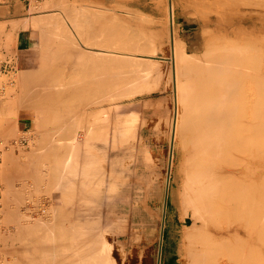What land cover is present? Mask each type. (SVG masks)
I'll list each match as a JSON object with an SVG mask.
<instances>
[{
    "label": "rangeland",
    "instance_id": "rangeland-1",
    "mask_svg": "<svg viewBox=\"0 0 264 264\" xmlns=\"http://www.w3.org/2000/svg\"><path fill=\"white\" fill-rule=\"evenodd\" d=\"M170 1H172V0H110V1L103 3V4H94L91 2H85V1H80V0H43V1L34 0L31 3V6L28 7V9H26V14H28V18L25 19L24 23L22 24L23 34L27 35L26 39L29 43L27 42L28 44L26 43L25 45L22 44L20 47H18V51H16V47H15L16 46V39L14 38L12 31L9 33H6L5 37L3 39L2 38L0 39V42H1L0 43V63L2 61H4V59H6L4 61L5 65L0 66V125H1L0 126V162H1V164H0V182L2 183V189H1L2 199L0 201L3 204V205L2 204L0 205V212H1L0 213V218H1L0 219V242H1L2 247H3V255L5 257V264H7V263H9V264H14V263L24 264V262L26 261L24 259V257L25 258H27V257L31 258L32 257V259H33L34 257L39 258L41 256V258L43 257V259L46 257L50 260L52 258L51 257L52 255L50 254L51 251L49 250L50 245H52V239H50V238H52L53 230H54V228L52 226H56V224L58 223L56 227H58V228L60 227L61 229H62V227L64 228V230H62L63 234L61 233L60 228L58 231H59V233L64 235V239L66 240L65 242L62 240H61L62 243L58 242L60 240L59 238L63 237L62 235H61L62 237H60L59 234H58L59 236H57L58 231L56 229H58V228L55 229L56 231H55V233H54L55 235L53 237L54 238L53 240H55L57 242V243H55L56 246H59L58 248H61L60 245L61 246L67 245L64 243H66L70 237V236L67 237V234L69 233L68 228L70 227V223H67V221L77 224L76 222L79 219L81 222H84V223H83V225L80 226V228H82L81 230L79 228V225L82 223H80L78 221V226L74 225L75 227L77 226V228L79 229L78 232H81V231L82 232L83 231L89 232V229L91 230L92 228H94L96 231V236H98V231H99V235H103L102 236L103 238L101 236H100V238H102L104 243L107 242V243H105V245L108 247L107 251H109L111 258L113 257L112 258L114 261L113 264L114 263L115 264H156L158 244H159V241L161 240V238L159 237L161 235V230L163 227H164V229H166V227H169V224L171 223V217H173V216L176 217L174 222L176 224V230H177L175 244H176V246H177L176 248L178 250V258H179L178 264H186V263L189 264L190 263V259L188 260V258L186 256L187 254L185 253V252H187V246L185 247V244L187 242L185 241L184 238H181L182 232H185L183 230V228L186 230L188 227L186 224L181 222L182 221L181 219H179L181 217V215H180L181 212L179 211L180 210L179 209L180 204H181L180 203V199H181L180 196H181V192L183 189L182 187H183V183H184V180H183L184 179V172L182 169V167H183V150L181 148L180 134H179L180 133V131H179L180 125H181L180 119H182L181 117H183V115H184V111H183L184 109H182V108H184V106H183V98L180 99L182 97V95L180 93H181V89H182L184 83H186L187 80H184L185 77L182 76L181 73L179 74L178 70L176 68H174L175 63L173 60L175 59L174 58L175 54L174 53L172 54V52H173L172 50L174 47V45H173L174 42L172 43V41L174 40L175 43L177 42L175 44V47H176V45L177 44L179 45V42L182 40V44L184 43L183 44L184 50L187 52V55H188V52L190 54L193 52H196L197 54H198V52H201L199 54H202V49L203 50L207 49L209 47L207 45H209L211 43V41H208V43L209 42L210 43L206 45L205 43H207V40L212 39L211 37L213 34L219 37V35L221 34L220 33L221 30L214 28V26H212V25H209V27L208 26L202 27L205 30H203L202 28H200L198 26V21L201 20L200 18L203 17V13H205V12L203 10H201V8L198 9L200 6L194 4V2L192 0H190V1L189 0H179L180 4H178L179 6H177V10L175 9L176 11L175 10L173 11V20L174 21L172 24L173 27H171V25L168 22V15H167V5H168V2H170ZM262 3H264V2L262 1ZM165 6H166V8H165ZM194 7H197V10ZM192 9H195V10L193 11ZM197 11L199 14L197 13ZM200 11H201V13H200ZM202 11H203V13H202ZM51 14H53L52 15L53 17H51L52 19L51 18L49 19ZM210 15H211L210 16L211 18H214L213 17L214 14H210ZM42 16H44V17L49 16L48 17L49 21L51 22L53 20V22L52 23L48 22V24L49 23L50 24L49 25L47 24L49 26L47 29H46V27H43L44 29H42L40 27H38V28L36 27L37 28L36 29L31 20L33 18H40ZM84 16L86 18H88L87 16H89L88 20ZM54 17L55 18L58 17V18L55 19ZM82 17H84V18H82ZM90 17H91V19H90ZM95 17H97V19ZM81 18H82V20H81ZM113 18H114V20H112V22H114V24L116 22V25H118V23H120V26L122 24L123 25L120 28L121 30L119 29V33H116L113 30L114 34L112 36L115 37L117 34L118 35L121 34V38H120V36H117V37L119 39H125V40L127 38L128 42L126 41L127 43H125V40H124V43H125L124 44L122 40H120L121 42H119V39L118 38L116 39V37H115L114 39H116L118 41V42H116L117 43L116 46H118V45L119 46L116 47L115 44L111 45L112 42L108 41V43H110L108 46V48H109L108 49L107 45H105V44L107 43V40H112L111 38H113V37H111V34H112V31H111L112 27L111 26L113 25V23L108 24V21H109V23H111L110 21ZM85 19H86L87 23H86V21H84ZM55 20H56V22H55ZM100 20L102 23L100 22ZM104 20H106V21H104ZM80 21L82 23L84 21V23H86V24H84L85 26L88 25V22L92 23V24L94 22L93 25H95V26L89 24L88 26H86L87 29H84L85 26L82 27L80 25L81 24ZM97 21H99V22H97ZM77 22H79V23H77ZM53 23L55 25H57V23H58L57 26L60 25L59 26L60 30H64L63 28H66L65 29L66 33L68 31V33L69 32L71 33L70 34L71 37H72V35L74 36L73 37L74 44L76 45V43H77L78 45L81 46V47L78 46L79 47L78 52L88 51V53H84L85 55L87 54L86 56H90L92 54V52H91V54H89L90 50L96 51V52L98 51V52H101L103 54V53H110V52L114 53L116 48H121L122 51H120V49L119 50L116 49V51L119 52L120 57L122 55L125 57V58L123 57L124 60L122 61V63L118 62L119 65H118V63H115V67L114 66H112V68L109 67L110 68L109 70H112V72H115V71H120L119 69H121V71H123L122 74L123 73L131 74L133 71L138 69L137 74L140 75L142 73V75H140V76L137 75L139 77V79L134 78V80H133L131 78L133 81H135L136 85L134 86L133 81H132L133 84L125 83V84H127L126 86L129 90L128 89L126 90L124 88H122L123 90L120 88L113 90L110 88V86H108V89L106 90V87H104L106 85H104V86H102L103 91L102 90L100 91L101 87H97V89L95 87L94 89L96 92L93 91L94 89H91V88L87 89L86 87H84V89L87 90L86 93L88 92V94H86V93L85 94H86V99L89 102L87 101V103H83L82 104L83 106L80 108V110H78V112H77V110L74 109L72 111V113L71 112L68 113L65 111V110L69 111L68 109H66L67 107H63V108H59V109L60 110L63 109L64 111H62V110L61 111L64 113H68V115L61 113V111H60V113H61L60 114L57 111L58 109H55L53 111H50V114L52 117L49 116V112H48V116L47 115L40 116V114H42V113L38 114L37 111L32 110V107H28V102L26 103V101L24 99H23L24 102H22L21 101L22 99H19V98H23V96H24L23 95V88H24V85L26 83L24 84L22 82L23 81L22 80L21 81L23 83V85H22L21 82L18 81V79L19 78L25 79L26 77L31 78L28 75L30 72L29 73L25 72L26 68H27V71H32V69L34 68L33 70L35 72L36 71L35 69L38 70V68H41L43 63L46 61L44 59L48 55H45V53H43L44 49L46 50V48L43 49V48H41L43 46L39 47V45H42L41 43L46 44L47 42L44 40V38H46V40H47V38L49 36L54 35V34H51V32L54 29ZM60 23L61 24L63 23L62 25H64V27H61ZM260 23L261 22L257 21L256 26H259V25L261 26ZM97 24H99V25H97ZM103 24H104V26H102ZM107 24H108V26H107ZM124 24H126V25H124ZM109 25H111V26L109 27ZM79 26H80V28H79ZM100 26H102L101 30L106 29V28L109 29L108 31L110 32V34L108 32H107L108 34L105 33L103 30H102L103 32L101 33V31L99 29ZM130 26H131V28H130ZM245 26H248V27H246V30H248V31H245V30L244 31L247 32V34L248 33L251 34L254 38H256L258 36H262V34L264 35V33H263L264 30H262L263 28H261V27L259 28L260 29L259 30V29H256V27L255 28H253L252 26L249 27V25H247V24ZM89 27H91V29H92V30H90L91 32L88 31L90 29ZM39 28L41 30H39ZM57 28L58 27H56V29ZM96 28H98V29H96ZM122 28H124V29H122ZM126 28L128 31L130 29V31L128 32L127 30H125ZM48 29L50 30L49 32H48ZM68 29H70V30H68ZM137 29L139 30V35L135 34L138 36L133 35L130 37V34H128V33H131V31H132L133 32L132 34H134V30L136 31ZM94 30H95V32H98V33L95 34ZM138 30L135 33H138ZM1 31H2V28H1ZM120 31H123V32L120 33ZM99 32H100V34H99ZM148 32L150 34H154V35H152L153 37L151 35H150L151 38L147 37ZM1 33H3V32H1ZM78 33H79V35H78ZM140 33H141V36L143 34L144 35L146 34V36L143 35L141 38L142 39L141 45L135 47V44H140V41H139L140 40ZM207 33H209V34H207ZM44 34H45V36H43ZM81 34H83V35H81ZM85 34H86V36H85ZM93 34H95L97 36H95ZM106 34L109 35L111 38L110 37H109V39L106 38V37H108ZM158 34H159V36H157ZM202 34H204L205 36H203ZM100 35H101V37L99 38L98 36H100ZM104 35H105V37H104ZM206 35L208 36V38L207 39L204 38V41H203V37H206ZM251 35H249V36L252 37ZM93 36H95V38ZM123 36H125V37H123ZM209 36H211V37L209 38ZM216 36H213V37L218 38ZM129 37H130V39L132 38V40H130ZM136 37H138L137 38L139 41V42L137 41L138 43L137 42L135 43ZM146 37L148 38V40ZM237 37H235V38H237ZM50 38L52 40L53 37H50ZM149 38L151 39V41H149ZM177 38H178V40H177ZM39 39L42 42L39 41ZM96 39L99 41L100 40L103 41V39H104L106 43L103 42V44L101 46L102 42L101 43L99 42L100 44H98ZM114 39L112 41L115 43ZM43 40L45 41V43L43 42ZM47 41L49 44H51V42H52L49 40V38ZM83 41H85V42L87 41V42L83 44ZM129 41H131V43L134 42V43H132L133 46H131L132 44L130 45ZM143 41H144V45L142 46ZM96 42H97V45L95 44ZM38 43H40V44L38 45ZM93 43H94V45H93ZM146 43H147V45H146ZM213 43L215 44V40L211 44H213ZM201 44H202V47H201ZM48 45L46 44V46L48 48H51V46L49 45L50 46L49 47ZM120 45H121V47H120ZM122 45H125V46H122ZM148 45L150 47H148ZM46 46H44V47H46ZM140 46L143 47V49L141 48L142 50H140L143 53L139 52V50H138V49H140ZM206 46H207V48H206ZM212 46L214 47V45H212ZM212 46H210V47L212 48ZM38 47H39V49H38ZM82 47L85 48L86 50L83 49ZM168 47H169V49H168ZM113 48H115V49H113ZM125 48H126V50H125ZM134 48H136V49L134 50ZM209 48H208V50H210ZM40 49H42V53L44 54V56L39 55V54H41V53H39ZM128 49H129V51H128ZM123 51H125V52H123ZM205 51L207 53V50H205ZM65 52H67V53L64 54ZM65 52H61V53H63V57L59 58V60L61 61L65 57V59H64L65 63L63 62L64 64H59L58 62H60V61L57 62V60H58L57 57H61V55L60 56L58 55V54H61L59 52V53H57L58 56L56 57L57 58L56 61L54 59H52L51 55H50V58L52 59V61H49V57H47L48 62H53L55 67L56 66H58V67L55 68L52 65V63H50L52 66L51 67L47 61L46 62L49 64V66L46 63H44V65H43V66L47 65V66H45V68L50 67V68H48V69H50L49 72L52 69V71L54 72V78L55 79H56L55 76H58L57 79L59 78L58 79L59 81L56 79L55 82L57 81L58 83H60V81H61V84L63 85L62 77H64V86H66V84L67 85L72 84V82L68 83V82H70V80L73 81V84L77 83V82L79 83V81H81L83 79V77H88L90 79V77L93 76V79L94 78H95V80L98 79V77H99L98 73L101 72V68H99V67L101 65L97 64L98 69L100 71L96 70V69H94L95 70L94 71L91 67L93 66V68H94L95 64L90 66L89 65L90 62H88V66H90V67H89V69H87L88 71L86 70V72H85V74H87L86 76L84 74V71L81 73V71H79V70H78V72L76 70V73H78V75L80 77H78V75L76 73H74V75L69 74L68 73V71H70L69 65H66V60H67V64H70V66H71V65H75L76 63H80L81 58L84 59L85 56H84V54H82V52L80 54L74 53V52L69 53L68 50L67 51L65 50ZM144 52L153 54L156 57L151 58V59H143V60H146L145 61L146 64H144V61H139L140 59H138L139 63L136 64V62H133V63H135V64H133L132 61L130 60L131 55L132 56L134 54L137 55V53H138L137 56H139L140 53L146 54ZM68 53H69V55H68ZM94 53L95 52H93V54ZM196 53H195V55L194 54L193 55L196 56ZM73 54H75V55H73ZM199 54L197 56H198V59L201 58V60L195 59L193 61L191 59L192 62H194V63L196 60L201 62V63L198 62L196 64V66L198 64L201 65L204 62L203 57H205L204 56L205 54H203V55H199ZM38 55L41 57V58L39 57L41 60L42 59L44 60V62L39 61ZM66 55L67 56L73 55L74 59H72V60L73 61L75 60L74 61L75 64H73V62L69 63V58ZM78 55H81V56H78ZM76 56H78L77 57L78 62L76 61ZM119 56H118V58H120ZM128 56H130L129 59H128ZM167 56H169V57H167ZM189 56L190 55H188V57ZM194 56H193V58H195ZM53 58H54V56H53ZM71 58H72V56L70 57V59ZM85 59H87V57ZM84 60H82V62ZM126 60L127 61L129 60V61L126 62ZM188 61L191 62L190 59ZM41 62H42V65H40ZM124 62H126L125 66H124ZM140 62H143V63H140ZM192 62L190 64H192ZM127 63H129V64H127ZM56 64H59L61 69L59 68V65H56ZM116 64H117V67H116ZM140 64L141 65L144 64V65H142V67H141ZM127 65H128V68L126 69ZM193 65H195V64H193ZM37 66H39V67H37ZM62 66L65 67L64 69H67V70H64V69L62 70ZM130 67H132V68L135 67V68H133V71H132ZM145 67L147 70L145 69ZM28 68H30V69H28ZM53 68H55L56 71L53 70ZM115 68H116V70H115ZM122 68H124V70ZM129 68H130V71H129ZM169 68H170V70H169ZM23 69H25L24 72L26 74L28 73L27 75L23 73L24 76H26V77H24L23 75H22L23 76L22 77L20 74V70H23ZM57 69H59V70H57ZM174 69H175V71H173ZM61 70L64 72L62 73ZM113 70H115V71H113ZM141 70H142V72H141ZM58 71H59V73L61 72L62 75L59 74ZM102 71L104 72V70H102ZM124 71H126V72H124ZM127 71H129V72H127ZM145 71H147V72H145ZM65 72H67V73H65ZM73 72H75L74 69H73ZM103 72L100 74L105 75V73H103ZM139 72H140V74H139ZM143 72L146 74H144ZM169 73H170V76L168 75ZM64 74L66 77L63 76ZM66 74H69V75L67 76ZM75 74H76L77 79L74 78L75 79L74 80L72 77L73 76L75 77ZM176 74L178 77L175 76ZM59 75H61V76H59ZM68 77H70V79H68ZM179 77L181 79H178ZM65 78H66V81H67V79L69 81L66 82ZM80 78H82V79H80ZM31 80L32 79H27L25 81L28 82ZM141 81H142V83H141ZM174 81H176V82H174ZM182 81L183 82L185 81V82L183 83ZM129 82H130V80H129ZM136 82L137 83L139 82V84L137 85ZM104 83H106V82H104ZM174 83H175V85H174ZM106 84L108 85V83H106ZM128 86L129 87L131 86V89ZM132 86H133V90H132ZM134 88L135 89L137 88V90H136L137 92L135 91ZM142 88H144V89L142 90ZM109 89H111V90H109ZM108 90L111 92H109ZM175 90H176V92H175ZM105 91H107V92H105ZM98 92L100 93L99 95H101V96L98 95ZM117 92L119 94L122 93L121 94L122 97ZM106 93H108L107 95L109 96V98H108V96L105 95ZM89 94H91V95H89ZM112 94H114V95L112 96ZM18 95H19V97H18ZM20 95H23V96L21 97ZM87 95L91 99L87 98ZM178 95H181V96H178ZM114 96L117 97L116 98L117 100H115V102L112 105H110L109 101L112 99V97L114 100L115 99ZM95 97L98 98V100L100 102H101L102 98H105L104 101H106V102H104L102 100L103 102H101V103L98 102L99 103L98 104L97 103L98 100L96 101ZM17 98H18V101H17ZM19 100L21 102H19ZM16 101H17V103H16ZM92 101H94V103ZM18 103H20V104L18 105ZM21 103L22 104L24 103L23 107H22ZM25 104H26V107H25ZM106 105L109 107H107ZM84 106H86V107H84ZM100 107L102 108V111H101ZM84 108H86L87 112L84 110ZM15 109H16V111H15ZM81 110L86 112L87 114L89 113L88 114L89 117L86 116V113H84L83 118L80 115H77V113L83 114V112H81ZM33 111H34V113H33ZM55 111H56V113L58 112V115L61 118H59V116L57 114H54ZM90 111H92V112L95 111V114L90 112ZM182 111H183V113H182ZM70 113L72 115H69ZM37 114H38V116H37ZM73 114L78 116V117L75 118L76 116L74 117ZM53 115L55 117H53ZM43 116H44V118L47 116V120H48V121L43 120L44 118H42V123L44 122L43 124L45 126H46L47 122H50L49 123L50 126L48 124H47L48 127L46 126V128H48V129H46L45 127H44V129H41V126L43 124L42 123L40 124L41 119L39 120V117H43ZM70 116H71V118H70ZM79 116L81 119H79ZM84 116H86V117H84ZM48 117H49V119H48ZM69 118H70V120H69ZM85 118H87V120ZM175 118H176V120H175ZM5 119H6V121H3ZM57 119H59V120H57ZM73 119H75V120L77 119L76 120V122L78 121L77 125L71 124V122L76 123L75 121H73ZM8 120H9V122H8ZM36 120L40 121L39 125H37L38 123ZM84 120H86V122ZM90 120L92 122H89ZM87 121H88V123H87ZM65 122L66 123L69 122V123H67V126H63V124ZM81 122H84V123H82L84 125V127H82L83 125L81 124ZM66 123H65V125H66ZM92 123H93V126L96 124L98 125V123H99V126H100L99 128H96L95 126L94 127L96 128L95 131L99 132V130H100L99 134L101 135V137H100V135L98 136V133L95 131L94 132L97 133L98 137L96 136L95 133H93V134L88 133L89 137H91L90 135H92V136L94 135V136L91 137L93 139H90L89 137H87L88 139H90L89 140L90 142H85L87 144V149H86L87 155H85L84 160H83V158L81 159V161L83 160V163L85 165V166L83 165V167H85V169H87V172L90 174L89 178H91V181L89 183L82 182V185L79 186V189H77V190L73 189L74 190V196L72 195V197H71V195L69 194V190H71V188L68 189V185H66L67 182H65L69 179V177L67 176V174H64L65 173L64 171L62 172V168L60 167L61 166L60 162H63V159L65 158V155H66L65 154L66 153L65 143L62 142L64 144L60 143L61 145H59V146H61V148L63 147L62 152H61V148H59V146H58V148L60 150H57V149H55L57 146H54V145H56L55 143L58 142V141H56L57 138H59L61 141V136L63 138V135L69 131H74L76 133L79 132L78 133V135H79L81 129L85 128V124L86 125L89 124V126H90L89 128L94 130ZM35 124H36V126H34ZM51 124H52V126H51ZM55 124H57V126ZM10 125H11V127H10ZM58 125H60V127L62 125V127L60 128ZM70 126H71V129H69ZM57 127L60 130L62 129L63 132L59 131V129ZM67 127H68V129H67ZM51 128H53V129H51ZM6 129L8 131H6ZM3 130H5L6 133H4ZM40 130H42V131H40ZM44 131H48L46 133L51 132L53 135L51 133H49V135L47 134L48 135L47 136V135H45L46 133L44 134ZM173 131H174V133H173ZM60 132L64 133V134H60L58 136V134ZM91 132H93V131H91ZM54 133L56 134V136ZM51 135H52V138H51ZM112 135H114L115 138H117L118 140L115 139V141L112 142L111 141ZM43 136H45V137L47 136V138L50 137L49 138L50 140H48L45 137L43 139ZM95 136L98 139L97 138L95 139ZM107 136H108V138H106ZM118 136L121 138H119ZM32 137H34V138H32ZM102 137L104 139H102ZM66 138H67V134L64 135V138L62 140H65ZM78 138H79V140H82L80 137H78ZM173 138H174V140H173ZM37 139L39 142L37 141ZM51 139H53V140H51ZM54 139H56V140H54ZM99 139H101V140H99ZM41 140H42V142H41ZM43 140L45 141V143L43 142ZM47 140H48V142H46ZM93 140H95V141H93ZM52 141H53V144L51 145L50 142H52ZM40 142H41V144H40ZM46 143H47V145H46ZM37 144H40V146ZM48 144H50L52 148H50V145H48ZM36 145L38 146V148ZM41 145H44V146L46 145V148H48V146H49V148L51 149V152L48 151L49 148L47 150L45 147H41ZM35 146H36V148H35ZM30 149H32V150L30 151ZM36 149H38V150L40 149L41 151L43 150L44 152L43 151L42 152L45 153L44 157H43V153L40 150L37 151ZM25 150H27V151H25ZM28 150H29V152H28ZM36 151L39 153L41 152V154H39V153L37 154ZM52 151L53 152L59 151L61 153H60V155H58V153L55 152V154H54ZM26 152L30 153V154H28L30 157L29 160L31 159L32 165H34V166L31 165V161L27 162V164H26V162H24L26 165H29V163H30V165L28 166V171H29V167H30V170L32 169V171H29V173L31 174L33 172V174H32L33 182L30 179L31 177L27 178L28 177L27 174H29V173H27V174L25 173L27 171V169H26L27 166L23 165V163L22 164L17 163L18 161H19V163H21L24 160L26 161V159H28L27 158L28 156H26L27 155ZM33 152H35L36 154ZM46 152H47V155H46ZM79 152H81L80 156H82V149H79ZM23 153L24 154L26 153L25 156ZM31 153H33V154H31ZM51 153H53V154H51ZM31 155H33L32 158H31ZM36 155H38V156H36ZM39 155H40V158H43V160L39 159ZM55 155H58V156H55ZM51 156H52V158L50 159ZM54 156H55L56 160L53 159ZM10 157L11 158L13 157L12 160L13 159L18 160V161H15L16 164L14 161H12V162H14L16 167H17V164L21 166L20 168H22L24 172L22 173V169L20 172L22 175L25 173V176H27L26 178L24 175L23 176L18 175L19 177L16 179L15 175H14V179L11 180L13 178V176H11L10 174H12L13 169L12 170L7 169V166H9L8 168H10L14 164L11 163ZM24 157H26V158L23 159ZM46 157H47V160H44V158L46 159ZM58 157L59 158L61 157V160ZM9 160H10V162H9ZM47 161H49V162H47ZM39 162H40V164H41V162H42V164L48 163V165H51V166L49 167L47 165L48 166V168H47L46 165L41 166L39 164ZM54 164L57 165V167H59L58 170L59 171L61 170V172L56 170V172L52 173V171L54 169H56V166H55V168L52 166ZM59 164H60V166H59ZM22 165H23V167L25 166L26 170H24ZM35 166L37 167L36 169H38L39 173L41 174L40 175L38 173L39 177L42 176V173L44 172V174H43L44 177L42 176L43 178L42 177L39 178L38 176H35V175H37V174H34L36 169L32 168ZM5 168L9 171L7 172L5 170ZM20 168H18V169L20 170ZM49 168H53L51 172L49 171L51 174H49L48 170H46ZM15 170H16V168H15ZM40 170L43 172L41 173ZM4 171H5V173H4ZM9 172H10V174H9L10 176L9 177L7 176L8 178H7V180H5L6 176H4V175L5 174L8 175ZM57 172H59V176H61L60 173H63L64 175H66L65 176L66 178H64V176L62 175L61 177H58V181H57L56 177L54 179V176H55L54 174L55 173L57 174ZM13 173L16 174L17 171L15 172L13 170ZM47 173L49 176L52 175V179H51V177L47 176L51 180H49L48 178H45L46 177L45 175H47ZM81 173H84V171L82 170V167L79 170L78 174H81ZM8 179L10 181H8ZM36 179H37V182L39 183V185L35 183ZM40 179H41V181H39ZM55 180L57 181V185H56V183H54ZM51 181H53V182L51 183ZM6 182L7 183L11 182V186H12V184L14 186H16L17 187V188L15 187L16 189L13 187L15 189V191L16 190L19 191L20 189H22V191H24V192H22L20 190L19 193L22 192L23 196L20 195L21 193L20 194L16 193L18 191L15 192L13 190V188L9 191V189H10L9 184L10 183L7 184ZM40 182H42V183L40 184ZM54 184L57 187H59V190H58V188L55 187ZM7 185H8V187H7L8 189H6ZM50 185H51V187H50ZM53 186L57 189V191L55 188L53 189ZM22 187H24L25 189ZM12 190H13V192H12ZM86 191H88V192H86ZM7 192H9V194L12 193V195H11V198H13L12 200L9 197L10 195ZM17 194H18V196H17ZM81 195H82L81 199H77L78 198L77 196H79V198H80ZM3 196H4V198H6L8 196L9 198L7 197L6 199L9 201L5 200L3 198ZM12 196H14V197H12ZM15 198L17 200H15ZM21 198H23V200ZM73 198H74V201H73ZM69 199H71L73 202L70 203L71 200H69ZM75 199H76V201H75ZM144 199L149 201L147 210H146L147 205H144L145 203L143 202ZM61 201H63V202H61ZM66 202L69 204H67L68 206L65 207L64 203H66ZM9 203H10V205H9ZM16 203H17V205H15ZM69 205L74 206V208L70 207ZM10 206L11 207L13 206L12 209ZM82 206H84V207H82ZM7 207H10V208L7 209ZM54 207H56V208H54ZM75 207L77 209H75ZM45 209H47V210L45 211ZM72 209H74L80 213V216L75 218L76 221H74V220L71 221L73 218L72 215H70ZM25 210H26V212H25ZM51 210L55 211L53 214L54 216L51 214V212H50ZM17 211L19 214H17ZM42 211H43V216L41 214ZM4 213L6 215H10V216H8L9 218H7V216ZM56 213H57V215H56ZM11 214L13 215V217ZM21 214H23V216H25V214H26L25 218ZM19 215H21V216H19ZM35 215H36V217H34L35 220H33L34 219L33 216H35ZM46 215H51L50 216L51 220ZM179 215H180V217H179ZM28 216L30 218H28ZM38 216H40V217H38ZM41 216H42V219H41ZM56 216H57V219H56ZM62 216L66 217V218H61L62 219L61 220L60 217H62ZM15 217H17V218L14 219ZM46 217H47V220L45 221L44 218L46 219ZM68 217H69V219H68ZM18 218H20V219L18 220ZM52 218H55V219H52ZM40 220H42V221H40ZM43 220L47 223L43 224V222H44ZM63 220L64 221L67 220V221L64 222ZM12 221H14V223ZM48 221H49L50 226L52 225L50 228L48 227L49 226ZM50 221H51V223H50ZM59 221H61V222H59ZM187 221L189 222V219H187ZM27 222H30L29 223L30 225L27 224L29 226V228L27 226V229H26L24 223H27ZM35 222L36 223L40 222V223H42V225L39 224L40 226H38ZM63 222L65 225H63ZM188 222H187V224H188ZM19 223H21L22 225L20 226ZM32 223H33V226H35V227L38 226L40 228L42 226V227H44L43 229H45V230L46 229H48V230L52 229V231H50L51 234H48L49 233L48 230L44 231L42 229V227L40 228V232H38L39 230H37V229H39L38 227L36 229L37 230L36 232L41 233V235L43 233L46 234L45 237H43L44 234H43V236L40 235V238L41 237L44 238L43 241L45 240V238L47 239V237H48L50 239L51 243L48 244L47 243L49 241L48 240L46 242L47 244H45V242H44V246L46 245L45 247L43 245H42L43 247H40L41 244H43V242L38 240L40 238L38 237L39 234L36 232H35V234H33V236H34V238H37V240L41 243L39 244V242H36L35 240H34L35 242L33 241L34 238L31 237L32 236L31 233H34L33 229H31V228H33V227H31ZM15 224L16 225L18 224L17 227ZM60 224H62V225L60 226ZM85 224H86V226L90 225L91 228H89V229H87L88 227L85 228L84 227ZM22 226L26 229V231L24 229V233L27 232L26 234H28L30 232V234H28V237L26 234H25L26 235L25 236L24 233H22V231H23ZM46 226H47V228H46ZM184 226H186V228ZM83 228H85V230H83ZM17 229L18 230L22 229L20 231L21 233L18 232L20 237L17 234ZM28 229L29 230L31 229L32 232L29 231ZM75 230H76V228H75ZM95 231L94 230L91 231L92 234H94V236H95ZM29 235H31V236H29ZM36 235H37V237H36ZM3 236H5V237H3ZM15 236H16V238H18V237L19 238L15 239ZM56 236L58 237L59 240L56 239ZM1 237H3V238H1ZM13 237H14V239H13ZM65 237H67V238H65ZM9 238L10 239L12 238L14 241L12 239L10 241ZM24 239H26V240H24ZM27 239L29 241H27ZM180 239H183V240H180ZM22 240L25 241V242H22V243H24L23 248H21L22 245L20 244ZM31 241H32V244L34 243L33 248H32V246H30V243H29ZM26 242H28L30 247L26 244ZM183 242H185V243H183ZM17 244L20 245V250H22V251L16 250L15 251L16 254H14V251L11 250L10 248L14 249V247H17V249H18ZM179 244H181V245H179ZM36 245H39V247L38 246L36 247ZM47 245H49V246H47ZM182 245L185 248H182ZM25 247L28 248V250ZM39 248L41 249V251ZM34 249H35V251H34ZM182 249H183V251H182ZM185 249H186V251H185ZM10 251H12L15 256L12 253H10ZM17 251H20L21 254L17 253ZM38 251H40L44 256H45V254H47V255L44 257ZM24 252H25V254H24ZM34 252H36V253H34ZM48 252H49V254H48ZM28 254H30V255H28ZM33 254L34 255L37 254V255L34 256ZM181 254H182V257H181ZM10 255H13L15 257V259L13 256H10ZM18 255H20V256H18ZM22 255H24V257ZM26 255H27V257H26ZM183 255L186 257L185 260H184L185 257ZM12 257H13V259H12ZM36 258L34 259L35 264H37L38 261H40V263L38 262V264H42L43 259L40 258V260H37L38 258L37 259ZM45 261L46 262H44V263L51 264V263H48L50 261H47V259H45ZM184 261H186V262H184ZM259 261H260L259 264H264V263H262V261L264 262V259L262 257L260 258ZM12 262H14V263H12ZM26 263H28V262H26Z\"/></svg>",
    "mask_w": 264,
    "mask_h": 264
},
{
    "label": "bare ground",
    "instance_id": "bare-ground-1",
    "mask_svg": "<svg viewBox=\"0 0 264 264\" xmlns=\"http://www.w3.org/2000/svg\"><path fill=\"white\" fill-rule=\"evenodd\" d=\"M192 1L194 2V4L200 6L198 9L201 8V10H203L205 12V13H203V11H202V13H203L202 18H200L197 15L201 19L198 21V26L200 28H202L205 26L209 27V25H212V26H214V28L221 30V32H220L221 34L219 35V37L214 35V34L212 35V37L209 36V38L211 37L212 39H210V40L208 39L207 43H205V44L207 45L210 43V42L208 43V41H211V43H212L215 40V44L210 43L209 45H207L209 47L214 45V47L213 46H212V48L208 47L210 49V50H208V48L206 46L207 49H204V50L202 49V54H199L201 52H198L199 55L205 54L204 55L205 57H203L204 58L203 64H201V65L198 64L197 66H196V64L198 62H200L197 60H201V58L198 59V56H197L198 54L196 52H193L191 54L188 52V55H190L188 57L187 52L184 50V45H183L184 43L182 44V40L179 42V45L177 44L175 47V44L177 42L175 43V41L172 39L173 40L172 43L174 42L173 45L175 47L174 48L172 46L173 47L172 54L173 53L175 54L174 55L175 59L173 60L175 63L174 68H176L178 70L179 74L181 73V75L186 78V79L184 78V80H187L186 83H184L185 81L184 82L182 81L184 83V85L181 89L180 94L182 95V97L180 99L183 98L184 108H182V109H184L183 110L184 115H183V117H181L182 119H180L181 123L179 122L181 124L179 134H180V144H181V148L183 150V167H182V169L184 172V179H183L184 183H183V187H182L183 189H182L181 196H180L181 197V199H180L181 204H180V208H179L180 209L179 211L181 212V214H180L181 217L179 215V217H180L179 219H181L182 220L181 222L186 224L188 227L186 230L183 228V230L185 232H182V234H181V238H184L185 241L187 242L185 244V247L187 246V252H185L187 255L184 252L183 253L187 256L188 260L190 259L191 264H259L260 258L262 257L264 259V35L262 34V36H258L256 38H254L251 34H249V33L247 34V32H245V31H248V30H246V27H248V26H245V25L247 24V25H249V27L252 26L253 28L256 27V29H259L261 27V28H263L262 30H264V3H262V1L264 2V0H192ZM178 4H180L179 0H172V1L168 2V5H167L168 22L171 25V27H173L172 24L174 21L173 20V11L175 9L177 10V6H179ZM165 8H166V6H165ZM194 8H196V10H197V7H194ZM192 10L194 11L195 9H192ZM198 11H197V13H198ZM200 13H201V11H200ZM210 14H214V16H213L214 18H211ZM52 15L53 14H51L50 17L48 16L49 19L51 17H53ZM48 17L42 16L40 18H33L31 21H32L33 25L35 26V28L40 27V28L44 29L43 27H46V29H47L49 27L48 25L53 22V20L50 22ZM84 17H82V18H84ZM87 17L89 18V16H87ZM57 18H55V19H57ZM82 18H81V20H82ZM88 18H86V19L88 20ZM95 18L97 19V17H95ZM86 19L84 21H86ZM90 19H91V17H90ZM112 20H114V18L111 19V21H110L111 23H109V21H108V24L113 23L112 26L109 25V27L110 26L112 27L111 28V31H112L111 37H113V38H111L109 35H107L108 33L110 34V32L108 31L109 29L106 28V29H102V30L105 33L108 32L106 34L108 36L106 38H108V39H109V37L112 40L115 37L117 39L118 38L117 36H120V38H121V34L120 35L115 34L116 35L115 37L112 35L114 34L113 30H114V32L119 33V29L121 28V26L123 24L120 26V23L117 22L118 25H116V22L114 24V22H112ZM84 21H83V23L80 21V23H81L80 25L82 27L85 26L84 24L87 23V21H86V23H84ZM104 21H106V20H104ZM257 21L261 22L260 23L261 26L260 25L256 26ZM48 22H50V23L48 24ZM55 22H56V20H55ZM97 22H99V21H97ZM100 22H101V20H100ZM77 23H79V22H77ZM55 24L53 26V28H54L52 31L53 33L51 32V34H54V35L50 34L51 36L48 37L49 40L52 41L51 44L48 43V41H47L48 38H47V40H46V38H44V40L47 42L46 44L47 45L49 44L51 46V48H48L46 46V44L41 43L42 45H39L40 43H38L39 47L43 46L41 48H43V49L46 48V50L44 49L43 53H45V55H48L47 57H49V61H52V59H54L56 61L57 58H58L57 62L60 61L59 58L63 57V53H61V52H65V50L66 51L68 50L69 53L74 52V53L80 54L82 51L78 52V49L81 46L78 45L77 43H76V45L74 44V41H73L74 36L72 35V37H71V35H70L71 33L70 32L68 33V31L66 33V30H65L66 28H63L64 30H60L59 29L60 25L57 26L58 23H57V25H55ZM62 24H61V27H64V25H62ZM89 24L93 25L94 22H93V24L88 22V25ZM108 24H107V26H108ZM88 25H86V26H88ZM97 25H99V24H97ZM124 25H126V24H124ZM86 26L84 27V29H87ZM93 26H95V25H93ZM102 26H104V24ZM102 26H100V28H99L101 33L103 32L101 30ZM56 27H58V28L56 29ZM40 28H39V30H41ZM79 28H80V26H79ZM89 28L90 29L88 31L91 32L90 30H92V29H91V27H89ZM127 28L125 30H127ZM130 28H131V26H130ZM96 29H98V28H96ZM122 29H124V28H122ZM68 30H70V29H68ZM203 30H205V29H203ZM49 31L50 30L48 29V32ZM123 31H120V33ZM129 31H130V29H129ZM136 31L134 30V34H132L133 33L132 31H131V33H128V32L127 33L130 34V37L135 35V34L139 35V30H138V33H135ZM94 32H95V30H94ZM96 33H98V32H95V34ZM148 33H147V37L151 38V36L154 35V34H150V33L148 34ZM95 34H93V35H95ZM99 34H100V32H99ZM207 34H209V33H207ZM78 35H79V33H78ZM81 35H83V34H81ZM138 35H135V36H138ZM202 35L205 36L204 34H202ZM249 35H251L252 37H250ZM43 36H45V34ZM85 36H86V34H85ZM95 36H97V35H95ZM95 36H93V37L95 38ZM142 36L140 33V40H139L140 44H135V47L141 45ZM144 36H146V34ZM157 36H159V34ZM213 36H216L219 39L215 38ZM50 37H53L52 40ZM98 37L100 38L101 35ZM104 37H105V35H104ZM123 37H125V36H123ZM130 37H129V39H130ZM235 37H237V38H235ZM137 38L138 37H136L135 43L138 41ZM150 38H149V41H151ZM204 38L207 39L208 36L206 35V37H203V41H204ZM104 39H103V41L102 40L99 41L97 39L96 40H97L98 44H100L102 42L101 43V46H102L103 42L106 43ZM116 39H114L115 43L112 40H107V43H108V41L109 42L111 41L113 43V44L111 43V45L115 44V46H116V44H117L116 42H118ZM44 40H43V42L45 43ZM120 40H122L124 43L125 39H119V42H121ZM130 40H132V38ZM147 40H148V38H147ZM177 40H178V38H177ZM39 41H41V40L39 39ZM126 41L128 42L127 38L125 40V43H127ZM86 42L83 41V44ZM97 42L95 43L96 45H97ZM129 42H130V45L132 43H134V42L131 43V41H129ZM107 43L105 45H107V48H108L110 43H108V44ZM93 45H94V43H93ZM143 45H144V41H143L142 46ZM146 45H147V43H146ZM44 46H46V47H44ZM118 46H116V47H118ZM122 46H125V45H122ZM131 46H133V44ZM39 47H38V49H39ZM120 47H121V45H120ZM148 47H150V46L148 45ZM201 47H202V44H201ZM115 48H113V49H115ZM141 48L143 49V47L140 46V49H138L139 52H141L140 51V50H142ZM83 49H85V48H83ZM116 49L117 50L120 49V51H122L121 48H116ZM116 49H115L114 53L110 52V53H103V54L101 52H98V51L96 52V51L90 50L89 54H91V52H92V54L90 56H86L87 54L86 55L84 54V53H88V51L82 52V54H84L85 58L87 57V59L84 58L85 59L84 60L81 58V60L79 59L81 62L76 63V64L74 63L75 60L74 61L72 60V59H74L73 55H75V54L71 55L72 56L71 59H70L71 56L66 55L69 58V63L73 62V64H75V65L70 66V64H67V60H66V65H69V70H70V71H68V73L71 75H74V73H76V70H77V72H78V70L81 71V73L84 71V74H85L86 70L89 69V67L92 66L93 64H95L94 66L96 68L95 67L93 68V66L91 68L93 70L94 69L99 70L97 64L101 65L99 67V68H101V72H99L100 70L98 71L99 77L97 80H95V78L93 79V76L92 77L89 76L90 77V79H89L88 77H83L81 75L83 77V79L80 78L82 80L79 81V83L77 82V83L73 84V81L70 80V82H68V83L72 82V84H69V85L66 84V86H64V77H62L63 85L61 84V81H60V83H58L57 81L55 82V80L57 79L58 76H55L56 77V79H55L54 78V72L52 71V69H51V71L53 73L51 71L49 72L50 69H48V68H50V67L45 68V66H47V65L49 66L50 63H52V65L54 67H55V65L53 62H48L47 57L46 58L44 57L45 58L44 60H46L49 64L46 61L44 62L43 59L42 60L40 59L41 57L39 55L44 56V54L42 53V49H40L39 53H41V54L38 55V59H39V61H43L47 65L43 66L44 63L42 65V62H41V64H40V65H42L41 68H38V70L35 69L36 70L35 72L33 70L34 68L32 69V71H27V68H26L25 72H28V73L30 72L29 74L28 73L27 74L31 78H27L26 76H24V74H26L24 72L25 69L20 70L21 76L23 75L26 78L25 79L19 78L18 81L21 82L23 80L22 82L24 84L25 83L26 84L24 85V88H23V95L24 96L20 95L21 97L23 96V98H19V99H22L21 100L22 102H24V100L26 101V103L28 102V107H32V110L37 111L38 114L42 113V114H40V116H42V115L48 116V112H49V116H51L50 111L58 109L57 111L60 113L61 110L62 111H64V110L63 109L60 110L59 108H63V107H67L66 109H68L69 111H67V110H65V111L68 113L69 112L72 113V111L74 109L77 110V112H78V110H80V108L83 106L82 104L87 103V101H88L86 99V94H88V92L86 93L87 90H85L84 87H86L87 89H90V88L94 89L95 87L97 89V87H101V89H100V91H101L102 86L106 85V86H104V87H106V90L108 89V86H110V88L113 90L117 89V88H120V89L124 88L127 90L128 89L126 86L127 84H125V83L133 84L132 81L134 80V78L139 79L138 76L142 75V73L140 74V72H139L140 75H138L137 74L138 69L133 71V68H135V67H133V68L130 67L131 70L133 71V72L131 71L132 73L130 72L131 74H128V73L122 74L123 71H121V69H119L120 71H115L116 68H115V70H113L115 72H112V70H109L110 68H112V66L115 67V63H118V62L122 63V61L125 58L122 54H121L122 56L120 57L119 52L116 51ZM135 49L136 48H134V50ZM168 49H169V47H168ZM125 50H126V48H125ZM205 50H207V53ZM128 51H129V49H128ZM59 52L61 54H58V55L59 56L61 55V57H57L58 56L57 53H59ZM93 52H95V53L93 54ZM123 52H125V51H123ZM66 53L67 52H65L64 54H66ZM69 53H68V55H69ZM141 53H143V52H141ZM141 53L139 56H137L138 53H137V55H135V54L133 56L131 55L130 60L132 61V63L136 62V64H137V63H139V61H144V64H146L145 63L146 60H143V59H151V58L156 57L155 55L147 53V52H144L146 54H141ZM195 53H196L197 57L194 56ZM50 55L52 56V59L50 58ZM53 56H54V58H53ZM78 56H81V55H78ZM78 56H76V61H77ZM118 56L120 58H118ZM193 56L195 58H193ZM129 57L130 56H128V59H129ZM167 57H169V56H167ZM64 59H65V57L62 59L63 61L62 60L60 61L61 63L60 62H58V63L64 64L65 63ZM138 59H140V60L138 61ZM187 59L188 60L190 59L191 62H192V60L194 61L195 59H197L196 60L197 62L195 61V63L192 62V64H190L191 62H189ZM82 60H84V61L82 62ZM128 61L126 60V62H128ZM88 62H90V64H89L90 66H88ZM126 62H124V66L126 65L125 64ZM119 63H118V65H119ZM140 63H143V62H140ZM59 64H56V65H59ZM127 64H129V63H127ZM133 64H135V63H133ZM144 64H142V65H144ZM193 64H195V65H193ZM142 65H141V67H142ZM50 66H51V64H50ZM63 66H62V70L65 68ZM37 67H39V66H37ZM56 67H58V66H56ZM116 67H117V64H116ZM55 68H53V70H55ZM59 68H60V65H59ZM72 68L74 69L75 72H73ZM127 68H128V65H127L126 69ZM130 68H129V71H130ZM28 69H30V68H28ZM122 69L124 70V68H122ZM145 69H146V67H145ZM57 70H59V69H57ZM64 70H67V69H64ZM102 70H104V72ZM169 70H170V68H169ZM129 71H127V72H129ZM173 71H175V69ZM63 72L64 71H62V73ZM102 72L105 73V75L100 74ZM124 72H126V71H124ZM141 72H142V70H141ZM145 72H147V71H145ZM58 73H59V71H58ZM65 73H67V72H65ZM59 74H61V72ZM69 74H66V75L68 76ZM76 74L78 75V73H76ZM76 74H75V77L74 76L72 77L73 79L76 78ZM144 74H146V73H144ZM61 75H59V76H61ZM86 75L87 74H85V76ZM168 75L170 76V73ZM63 76H65V74ZM175 76H177V74ZM70 77H68V79H70ZM78 77H80V76L78 75ZM180 77L178 79L182 78V77L181 78ZM27 79H32V80L26 82L25 80H27ZM68 79H67V81H69ZM129 80H130V82H129ZM65 81H66V78H65ZM22 82H21V84L23 85ZM104 82L108 83V85ZM133 82H134V86H135L136 85L135 81H133ZM174 82H176V81H174ZM141 83H142V81H141ZM138 84H139V82L137 83V85ZM174 85H175V83H174ZM129 88L131 89V86ZM137 88L136 89L134 88L135 91L137 90ZM111 89H109V90H111ZM143 89L144 88H142V90ZM132 90H133V86H132ZM93 91L96 92L95 89ZM105 92H107V91H105ZM109 92H111V91H109ZM175 92H176V90H175ZM99 94L100 93L98 92V95ZM107 94L108 93H106L105 95L108 96ZM121 94H119V95L121 96ZM89 95H91V94H89ZM113 95L114 94H112V96ZM181 95H178V96H181ZM99 96H101V95H99ZM18 97H19V95H18ZM87 98L91 99L90 97H88V95H87ZM108 98H109V96H108ZM116 98L117 97H115L114 100H113V97H112V99L110 98L111 100L109 101V104L112 105L115 102V100H117ZM104 99L105 98H102L103 101H104ZM95 100L97 101L98 98L95 97ZM102 100H101V102H103ZM17 101H18V98H17ZM17 101H16V103H17ZM21 101L19 100V102H21ZM92 102L94 103V101H92ZM98 102H100V101L98 100L97 103ZM104 102H106V101H104ZM19 104L20 103H18V105ZM23 104L21 103L22 107L24 106ZM86 106H84V107H86ZM25 107H26V104H25ZM107 107H109V106H107ZM84 110L87 112L86 108H84ZM15 111H16V109H15ZM34 111H33V113H34ZM62 111H61V113H64ZM101 111H102V108H101ZM183 111H182V113H183ZM58 112L56 113V111H55L54 114L58 115ZM81 112H83V114L77 113V115H80L83 118V115L86 112H84L82 110H81ZM90 112H92V111H90ZM68 113H64V114L68 115ZM71 113L69 115H72ZM92 113L95 114V111H93ZM38 114H37V116H38ZM88 114L86 113L87 117H89ZM47 116L45 117L46 119L44 118V116L39 117V120L41 119V122L39 120L38 121L36 120L38 123L37 125H39V122H40V124L42 123V118H44L43 120H47ZM75 116L76 115H74V117ZM80 116H79V119H81ZM86 116H84V117H86ZM53 117H55V116L53 115ZM77 117L78 116H76L75 118H77ZM59 118H61V117L59 116ZM70 118H71V116H70ZM70 118H69V120H70ZM6 119L3 121H6ZM48 119H49V117H48ZM85 119L87 120V118H85ZM57 120H59V119H57ZM76 120L73 119V121H75V122H76ZM86 120H84V121L86 122ZM175 120H176V118H175ZM8 122H9V120H8ZM89 122H92V121L90 120ZM49 123L50 122H47L46 126H47V124L49 125ZM65 123L63 124V126H67V123H69V122H67L66 125H65ZM82 123H84V122H81V124ZM87 123H88V121H87ZM57 124H55V125L57 126ZM71 124L77 125L78 121L76 123L71 122ZM89 124H87L88 126L85 124L84 129L82 128V127H84V125L82 124L83 126L81 127L82 129H81L79 135H78L79 132L78 133H76L74 131L67 132L66 133L67 138L65 140H62V139L64 138V135H66V134L61 133V132H63L62 129L60 130L57 127L59 129V131H61L58 134V136L60 134H64V135H63V138L61 136V141L57 137H56L57 140L54 139V140L58 141L57 143H55L56 145H54V146H57L55 148L57 150H60L59 148H61V146H59V145H61L60 143H62V142L65 143V147H66V153L65 154L66 155L64 154L65 158L63 159V162H60L61 166H60V164H59V166L62 168V172L64 171L65 172L64 174H67V176L69 177V179L65 182H67L66 185H68V189L71 188V190H69V194L71 195V197H72V195L74 196V190L79 189V186L82 185V182L89 183L91 181V178H89L90 174L87 172V169H85V167H83V165H84L83 160L85 159L84 158L85 155H87L86 154L87 153L86 152L87 144L85 142H90L89 140L93 139L91 137H93L94 135L93 136L90 135L91 137H89L90 133L93 134V133L97 132L98 136L100 135L99 134L100 130H99V132L95 131L96 128H99L100 126L98 123V125L96 124L98 127L96 125H94L96 127L95 128L93 126V123H92V126L94 127V130H92L91 128H89L90 127ZM34 126H36V124ZM46 126L43 124L41 126V129H44V127L46 128ZM51 126H52V124H51ZM58 126L60 127V125H58ZM71 126L69 129H71ZM10 127H11V125H10ZM61 127H62V125H61ZM46 129H48V128H46ZM51 129H53V128H51ZM67 129H68V127H67ZM90 130L93 132H91ZM3 131H4V133H6L5 130H3ZM6 131H8V130L6 129ZM40 131H42V130H40ZM46 132H48V131H44V134ZM49 133H51V132H49ZM49 133H46L45 135H47V134L49 135ZM97 133H95L96 136H97ZM173 133H174V131H173ZM52 135H51V138H52ZM47 136L46 137L43 136V139H44V137L47 138ZM55 136H56V134H55ZM96 136H95V139L98 137V136L97 137ZM78 137H80L82 140H79ZM87 137H89L90 139H88ZM100 137H101V135H100ZM32 138H34V137H32ZM49 138L50 137H48L47 139L50 140ZM106 138H108V136ZM119 138H121V137H119ZM38 139H37V141H38ZM102 139H104V138L102 137ZM115 139L118 140L117 138H115L114 135H112L111 141L113 142V141H115ZM48 140L46 142H48ZM51 140H53V139H51ZM99 140H101V139H99ZM173 140H174V138H173ZM93 141H95V140H93ZM41 142H42V140H41ZM41 142H40V144H41ZM43 142L45 143L44 140H43ZM64 143H62V144H64ZM40 144H37V145L40 146ZM50 144L52 145L53 141L50 142ZM50 144H48V145H50ZM46 145H47V143H46ZM46 145L45 146L41 145V147L46 148ZM51 145H50V148H52ZM36 146H35V148H36ZM58 146H59V148H58ZM37 148H38V146H37ZM48 148H49V146H48ZM48 148H46V149L48 150ZM50 148L48 151L51 152ZM62 148H61V152L63 151ZM79 149H82V156H80L81 152H79ZM31 150L32 149H30V151ZM36 150L39 151L40 149L39 150L36 149ZM25 151H27V150H25ZM28 152H29V150H28ZM41 152L40 153L37 152V154L38 153L41 154ZM47 152H46V155H47ZM55 152L58 153V155H60V153H61L59 151H54L53 153L55 154ZM33 153H35V152H33ZM33 153H31V154H33ZM53 153H51V154H53ZM25 154H24V156H25ZM28 154H30V153H27V155H26V156H28L27 157L28 159H26V161L25 160L23 161L21 159L23 161L21 163H19V161L17 159L12 160L13 157L12 158L10 157L11 163L14 164L15 161H18L17 162L18 164L23 163V165H26L27 162L31 161V159L29 160L30 157ZM44 154L45 153H43V157H44ZM58 155H55V156H58ZM32 156L33 155H31V158H32ZM36 156H38V155H36ZM52 156L50 157V159L52 158ZM55 156L53 159H55ZM25 158L26 157H24L23 159H25ZM82 158H83V160L81 161ZM39 159L43 160V158H40V155H39ZM59 159L61 160V157ZM44 160H47V157H46V159L44 158ZM12 161H14V162H12ZM49 161H47V162H49ZM9 162H10V160H9ZM24 162H26V164ZM0 164H1V162H0ZM15 164H16V162H15ZM15 164L10 168H8L9 166H7V165L6 166H7V169H11V170L13 169L15 172L17 171V173H16L17 175L14 174L13 170H12L13 175L10 174L11 171L8 173V175L5 174L4 175V176H6L5 180H7V178L10 175L13 176V178L11 179V180H13L14 175H15V178L17 179L20 175L25 176V173L27 174V173H29V171H32V169L30 170V167H29V171H28V166L30 165V163H29V165H26L27 166L26 169L28 172L26 171L22 175L20 172L22 169V168H20L21 166L17 164V167H16ZM39 164H40V162H39ZM23 165H22V167H23ZM31 165H32V161H31ZM40 165L41 166L42 165L47 166L48 163L42 164V162H41ZM32 166H34V165H32ZM48 166L50 167L51 165H48ZM48 166H47V168H48ZM52 166L54 168L56 166V169H54L55 171L54 170L52 171L53 168L46 169V170H48L49 174H51L50 173L51 171H52V173L56 172V170L59 171L58 170L59 167H57V165L54 164ZM81 167H82V170L84 171V173L78 174ZM15 168H16V170H15ZM18 168H20V170ZM23 168H24V170H26L25 166ZM32 168L36 169L37 167L35 166ZM7 169L5 168V170L8 172L9 170H7ZM36 170H35L34 174H37L35 176H38L40 173H39L38 169H36ZM23 172L24 171L22 169V173ZM40 172L42 173L43 171L40 170ZM59 172H61V170ZM59 172H57L58 175L56 173L54 174L55 176L53 175L54 179L56 177L57 181H58V177H61L62 175L64 176V178H66L65 177L66 175H64L63 173H60L61 176H59ZM4 173H5V171H4ZM48 173H47V175H45L46 176L45 178H48L47 177V176H49ZM32 174H33V172L31 174L30 173L27 174L28 177L25 176V178L31 177L30 179L32 180ZM43 174H44V172L42 173V176L44 177ZM42 176H40V177H42ZM49 177H51V179H52V175H50ZM9 179H8V181H10ZM41 179L39 181H41ZM51 179H49V180H51ZM56 180L54 183H56V185H57ZM32 182H33V180H32ZM52 182L53 181H51V183ZM9 183H7V184L10 185V187H9L10 188L9 191H10L13 187L15 188L16 186H14L13 184L11 186V182H9ZM35 183L39 185V183L37 182V179H36ZM41 183L42 182H40V184ZM56 185H55V187L58 188V190H59V187H57ZM7 187H8V185L6 186V189H8ZM50 187H51V185H50ZM55 187L53 186V189ZM14 188H13V190L15 191V189L17 187L15 189ZM22 188H24V187H22ZM13 190H12V192H13ZM20 190L22 191V189H20ZM16 191H18V190H16ZM19 191L16 193H19ZM56 191H57V189H56ZM22 192H24V191H22ZM22 192H20L21 194L19 193L21 196H23ZM86 192H88V191H86ZM7 193L9 194V192H7ZM9 195H10L9 197L11 198L12 193ZM17 196H18V194H17ZM12 197H14V196H12ZM77 197H76L77 199H81L82 195L80 196V198H79V196H77ZM3 198H4V196H3ZM6 198H4V199L7 200ZM1 199H2V196H1ZM12 199L13 198H11V200ZM21 199L23 200V198H21ZM15 200H17V199L15 198ZM69 200H71V199H69ZM7 201H9V200H7ZM63 201H61V202H63ZM73 201H74V198H73ZM73 201L71 200V202L70 201L69 202L72 203ZM75 201H76V199H75ZM143 202L145 203L144 205H147V207H146V210H147L149 201L144 199ZM10 203H9V205H10ZM67 204H69V203H67V202L64 203V206L65 207L68 206ZM15 205H17V203ZM72 205L71 206L69 205V206L74 208V206H72ZM10 207H7V209ZM12 207H11V209H12ZM82 207H84V206H82ZM54 208H56V207H54ZM75 209H77V208L75 207ZM46 210L47 209H45V211ZM25 212H26V210H25ZM50 212L53 215L55 211L51 210ZM17 214H19L18 211H17ZM41 214L43 216V211ZM21 215L23 216V214H21ZM21 215H19V216H21ZM56 215H57V213H56ZM70 215H72V217L74 218V219L72 218L71 221H73V220L76 221L75 218L79 217L80 213L78 211L72 209ZM6 216H7V218H9L8 216H10V215H6ZM25 216H26V214H25ZM25 216H23V217L25 218ZM42 216H41V219H42ZM46 216H48L49 219L51 220V217H50L51 215H46ZM12 217H13V215H12ZM34 217H36V215L33 216V218ZM38 217H40V216H38ZM16 218L17 217H15L14 219H16ZM28 218H30V217L28 216ZM61 218H66V217L62 216V217H60V219ZM19 219L20 218H18V220ZM52 219H55V218H52ZM56 219H57V216H56ZM68 219H69V217H68ZM187 219H189V222L187 221ZM33 220H35V218ZM44 220L46 221L47 217H46V219L44 218ZM40 221H42V220H40ZM45 221L43 222V224L47 223ZM65 221H67V220H65ZM78 221L80 223H82L79 225V228H80V226L83 225L84 222H81L80 219ZM78 221L76 222L77 224L67 221V223H70V227L67 225L70 228V229L68 228L69 233L67 234V237H69V236L70 237L67 240V242L64 243L67 245L65 246L62 244L63 246L60 245L61 248H58L59 246H56V244H55L57 242L55 240H53L54 239L53 237L55 235L54 234L55 231L56 230L58 231L60 227L59 228L56 227L58 223L56 224V226L51 225L54 228L53 236L51 235L52 238H50V239H52V245H50V249H49L51 251L50 254L52 255L51 256L52 258L50 260L48 258H46L45 256L47 254H45V256H44L40 252L41 249L39 248L40 251H38V252H40L42 254V256H44L45 258L43 259V257L41 258V256H40L39 258L37 257L38 258L37 259L36 257H34L38 253L35 255L33 254L34 255L33 259H32V257L28 258L27 255H26L27 258H25L24 255H22L24 257V259L26 260L25 261L23 259L25 261L24 264L26 262H28L29 264H35V260H34L35 258L37 260H40V258L43 259V261L41 260L42 264H47V263H44V262H46L45 259H47V261H50L48 263H51V264H113V262H114L112 259L113 257L111 258L109 251H107L108 247L105 245V243H107V242L104 243L102 240L103 235H99V231H98V236H96L95 229L92 228L90 230L89 228H91V226L90 225L86 226V224L84 227L85 228L88 227L87 229H89V232H87V231L78 232V230H79L77 228ZM186 221L188 222V224ZM12 222L14 223V221H12ZM59 222H61V221H59ZM64 222H63V225H65ZM21 223H19L20 226L23 224V223L22 224ZM29 223L30 222L24 223L26 229L28 226L27 224H29ZM50 223H51V221H50ZM36 224L38 226L42 225V223H40V222H37ZM17 225H16V227H17ZM48 225H49L48 227L50 228L51 226L49 224V221H48ZM61 225L62 224H60V226ZM74 225H77V226L75 227ZM31 227H33L31 229H33L34 233H31L32 236L31 235H29V236L34 238L33 234H35V232L37 230H39L38 232H40V228L42 226L40 228L38 227L39 229H37V227L33 226V223H32ZM184 227L186 228V226H184ZM28 228H29V226H28ZM43 228L44 227H42V229ZM46 228H47V226H46ZM56 228H58V229H56ZM75 228H76V230H75ZM85 228H83V230H85ZM18 229H17L18 235H19L18 232H20L22 229H23L22 233H24L25 228L23 226H22V229H20V230H18ZM26 229H25V231H26ZM31 229L30 230L28 229V230L32 232ZM81 229L82 228H80V230ZM43 230L47 231L48 229H46V230L43 229ZM62 230H64L63 227H62V229L60 228V231L63 234ZM92 230L95 231V236H94V234H92V232H91ZM48 231H49L48 234H51L50 231H52V229L48 230ZM171 231H173V230H171ZM38 232H36V233H38ZM26 233L27 232H25L24 235ZM61 233H59V231H58L57 236L60 235V237H62V236L63 237L59 238L60 239L59 240L58 237L56 236V239L59 240V241L57 240L58 242H61V240L65 242L66 240L64 239V235H62ZM28 234H30V232ZM28 234H26L27 237H28ZM38 234H39L38 237L40 238L41 233H38ZM43 234H44V236H43ZM43 234L41 236L45 237L46 234L45 233H43ZM100 236L102 238H100ZM3 237H5V236H3ZM3 237H1V238H3ZM19 237H20V235H19ZM36 237H37V235H36ZM43 237H41L42 239L41 238L38 239L39 241L43 242V244H41L40 247L44 246V242H45V244L51 243V241L48 237H47V239L45 238V240L43 241V239H44ZM67 237H65V238H67ZM159 237L161 238L162 236L160 235ZM18 238H16V236H15V239H18ZM11 239H10V241H11ZM13 239H14V237H13ZM24 240H26V239H24ZM34 240L36 242H39L37 240V238H34L33 241ZM180 240H183V239H180ZM27 241H29V240L27 239ZM22 242H25V241H23V240L21 241V243H20L22 245L21 248H23V246H24V243H22ZM41 242H39V244ZM29 243H30V246H32V248H33L34 243L32 244V241ZM183 243H185V242H183ZM26 244L29 246L28 242H26ZM179 245H181V244H179ZM37 246L39 247V245H36V247ZM47 246H49V245H47ZM185 247H183V245H182V248H185ZM10 249L14 251V254H16L15 251L20 250V245H18V249H17V247H14L15 250L13 248H10ZM26 249L28 250V248H26ZM20 251H22V250H20ZM20 251H17V253L21 254ZM34 251H35V249H34ZM182 251H183V249H182ZM185 251H186V249H185ZM36 252H34V253H36ZM10 253L13 254L12 251H10ZM24 254H25V252H24ZM48 254H49V252H48ZM13 255H10V256H13ZM28 255H30V254H28ZM18 256H20V255H18ZM13 257H12V259H13ZM181 257H182V254H181ZM14 259H15V257H14ZM185 259H186V257L184 258V260ZM38 262L40 263V261H38ZM38 262H37V264H38ZM184 262H186V261H184ZM12 263H14V262H12ZM28 263H26V264H28ZM262 263H264V262L262 261ZM7 264H9V263H7ZM14 264H16V263H14ZM186 264H188V263H186Z\"/></svg>",
    "mask_w": 264,
    "mask_h": 264
},
{
    "label": "crops",
    "instance_id": "crops-1",
    "mask_svg": "<svg viewBox=\"0 0 264 264\" xmlns=\"http://www.w3.org/2000/svg\"><path fill=\"white\" fill-rule=\"evenodd\" d=\"M33 1L34 0H0V39H3L6 33L12 31V34L16 39V51H18V47H20L22 44L25 45L28 42L26 39L27 35L23 34L22 24L24 23V20L28 18V14H26V9L31 6V3ZM80 1L91 2L94 4H103L110 0ZM4 65L5 63L2 61L0 63V66ZM175 219V216L171 217V223L169 224V227H166V229H164L163 227L161 230L162 237L159 242L160 245L158 244L156 264H178V251L175 248L176 244L174 242L176 240L177 232L176 224L174 222Z\"/></svg>",
    "mask_w": 264,
    "mask_h": 264
},
{
    "label": "built area",
    "instance_id": "built-area-1",
    "mask_svg": "<svg viewBox=\"0 0 264 264\" xmlns=\"http://www.w3.org/2000/svg\"><path fill=\"white\" fill-rule=\"evenodd\" d=\"M1 189H2V183L0 182V200H1ZM0 205H1V201H0ZM0 264H5V257L3 255V247L1 242H0Z\"/></svg>",
    "mask_w": 264,
    "mask_h": 264
}]
</instances>
